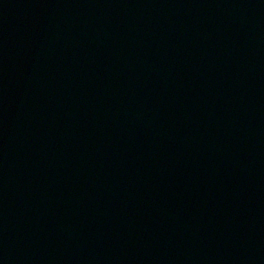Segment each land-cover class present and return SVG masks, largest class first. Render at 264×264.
<instances>
[{"label":"water","instance_id":"1","mask_svg":"<svg viewBox=\"0 0 264 264\" xmlns=\"http://www.w3.org/2000/svg\"><path fill=\"white\" fill-rule=\"evenodd\" d=\"M0 264H264V0H0Z\"/></svg>","mask_w":264,"mask_h":264}]
</instances>
